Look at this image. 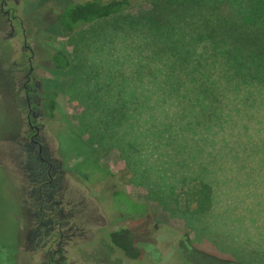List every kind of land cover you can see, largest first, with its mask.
<instances>
[{"label":"rangeland","instance_id":"obj_1","mask_svg":"<svg viewBox=\"0 0 264 264\" xmlns=\"http://www.w3.org/2000/svg\"><path fill=\"white\" fill-rule=\"evenodd\" d=\"M82 1L8 0L1 9L0 0V264H264V110L232 111L222 130L203 134L204 141L187 134L189 148L181 154L165 146L151 152L148 136L138 139L134 134L132 113L129 140L135 147L129 158L117 147L106 154L98 151L96 142L89 144V125L103 118L100 106L106 94L116 95L106 90L109 80L104 70L114 68L117 51L125 47L119 41L114 44L113 60L102 51L107 48L101 45L100 35L110 23L73 34L58 29L56 12ZM4 10H9L10 21ZM10 23L15 27L13 36H9ZM24 38L33 52L36 97L43 100L56 93L54 119L35 122L41 126L43 151L50 153L52 165L62 173V206L47 212L60 222L54 232L62 231L63 239L55 236L49 247L54 253L47 256L38 243L40 236L31 241L39 228L33 223L40 206L18 150L22 137L30 132L22 112L25 79L19 73L22 57L29 54L22 48ZM60 50L72 59L66 71L54 70L51 64L52 54ZM117 69L131 74L126 64H118ZM118 81L117 77L110 88L115 89ZM141 115L146 120L148 111ZM93 156L111 175L82 178L77 168ZM22 174L28 179L25 206L19 190ZM200 180L210 185L212 204L208 212L195 216L193 194ZM116 191L144 204L145 214L120 211V200L112 198ZM98 216L104 221H98ZM49 227L40 225L42 242ZM122 229L133 233L142 251L136 260L126 258L109 240L110 233Z\"/></svg>","mask_w":264,"mask_h":264},{"label":"trees","instance_id":"obj_2","mask_svg":"<svg viewBox=\"0 0 264 264\" xmlns=\"http://www.w3.org/2000/svg\"><path fill=\"white\" fill-rule=\"evenodd\" d=\"M54 22L63 34L110 23L100 35L107 48L102 51L113 60L114 44L119 41L125 47L117 51L115 62L126 64L131 74L119 71L117 63L104 70L106 90L116 95L106 94L100 106L103 118L89 125V144L96 142L100 152L117 147L126 158L134 150L129 140L132 113L133 133L138 139L148 136L151 152L165 146L181 154L189 148L187 134L204 141L203 134L222 130L232 111L264 110V0H85L57 11ZM51 64L66 71L72 59L60 50L52 54ZM117 77L120 82L111 89ZM55 98L52 93L42 101L43 115L50 120L55 117ZM77 171L87 181L111 175L96 156L84 159ZM193 197V215L209 211L212 190L207 182H198ZM112 198L120 200L124 214L142 216L147 210L121 191ZM108 236L126 258L141 256L129 229Z\"/></svg>","mask_w":264,"mask_h":264},{"label":"flooded vegetation","instance_id":"obj_3","mask_svg":"<svg viewBox=\"0 0 264 264\" xmlns=\"http://www.w3.org/2000/svg\"><path fill=\"white\" fill-rule=\"evenodd\" d=\"M17 3V0H15ZM8 3V0H2L1 9H3ZM14 10V9H13ZM7 16L8 20L10 21L11 14L9 10L3 11ZM11 32L9 36H13L15 33V27L10 23ZM20 32L25 36V29L21 26ZM26 39H23V49H27L26 51L29 54L22 57V60L19 63V73L24 75L25 82H23L22 91L24 93L23 98V109L22 112L26 115L27 120L26 124L29 129V133L22 137L20 141V146L18 148L19 152L23 156V163L27 165V171L29 172L27 175L30 177L32 191L36 195V202L39 204V212L37 213L36 220L33 224L38 225L39 228H36L33 232V236L31 241L36 239V237L40 236L38 239V243H42L43 248H46V253H51L54 250L49 248L52 244H54L55 236L58 240L63 239L62 231H55L56 227H59L53 219V214L51 212H47L52 207H59L62 206V198L60 193L61 190V182H62V173L59 171V166L54 167L52 162L50 161V153L43 151L42 142L39 136L41 126H37L35 124L36 121L41 120L45 116L43 115L42 111V101L39 100L35 93L38 89V84L33 78V66H32V59H33V52L25 45ZM29 49V50H28ZM17 63H13V66H17ZM25 69L27 71L25 72ZM14 75V70L11 71ZM15 77V76H14ZM26 179L25 174H22V178L20 179L19 183V190L22 191V202L24 206L26 205L25 201V190H26ZM62 209H60L56 214L59 216ZM55 218V217H54ZM98 221H104V219L98 216ZM96 219V221H97ZM50 226L47 230V238L44 242L43 240V228L40 229L41 224H45ZM104 225V222L102 223ZM60 244V243H59ZM118 250L117 248H115ZM119 251V250H118ZM120 252V251H119Z\"/></svg>","mask_w":264,"mask_h":264}]
</instances>
